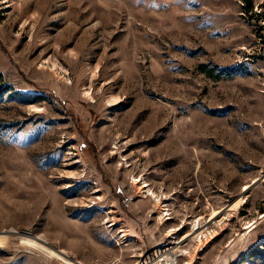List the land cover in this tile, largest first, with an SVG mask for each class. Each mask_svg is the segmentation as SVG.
<instances>
[{"label":"rangeland","instance_id":"374dc122","mask_svg":"<svg viewBox=\"0 0 264 264\" xmlns=\"http://www.w3.org/2000/svg\"><path fill=\"white\" fill-rule=\"evenodd\" d=\"M252 4L0 0V264H264Z\"/></svg>","mask_w":264,"mask_h":264},{"label":"bare ground","instance_id":"6f19581e","mask_svg":"<svg viewBox=\"0 0 264 264\" xmlns=\"http://www.w3.org/2000/svg\"><path fill=\"white\" fill-rule=\"evenodd\" d=\"M247 188V186L245 187V189ZM241 200H242V198H241ZM239 203V202H238ZM237 204V203H236ZM235 204V205H236ZM234 206V205H233ZM232 206V207H233ZM232 209V208H231ZM219 213V212H218ZM218 213H215L213 216H212V218L211 219H214L215 217H217L218 215H220V214H218ZM221 217V216H220ZM202 235V232H193V233H191V234H189L188 235V237L187 238H191V237H193V238H199V236H201ZM187 238H183L181 241L179 240L178 242H176L175 244L176 245H178L179 243H183V241L185 242V241H187V240H190V239H187ZM167 245H165L164 244V242L162 243V245H160L159 246V251H161V249H166L167 247H166ZM169 247V246H168ZM180 246H177L173 251L172 250H170V251H168V252H166V251H164L162 254H160V255H158V257H157V259H161V261H163L164 262V264H177V258L181 255V254H178L177 252H176V249H180L179 248ZM60 252V251H59Z\"/></svg>","mask_w":264,"mask_h":264},{"label":"water","instance_id":"95a60500","mask_svg":"<svg viewBox=\"0 0 264 264\" xmlns=\"http://www.w3.org/2000/svg\"><path fill=\"white\" fill-rule=\"evenodd\" d=\"M264 180V173H262V175L259 178H256L255 180H253L251 182V184L249 185V187L254 186L257 182H261ZM226 207H224L225 209ZM158 245L157 246H153L149 249L146 248V255L143 259V264H162L161 259H157L158 255H159V251H158ZM220 264H226L225 260H222Z\"/></svg>","mask_w":264,"mask_h":264},{"label":"trees","instance_id":"16d2710c","mask_svg":"<svg viewBox=\"0 0 264 264\" xmlns=\"http://www.w3.org/2000/svg\"><path fill=\"white\" fill-rule=\"evenodd\" d=\"M243 1H245V3H247V5H249V3L251 4V6H250V11L252 10V2H253V0H243ZM256 14V13H255ZM200 70L202 71V72H204L205 74H207L208 76H214L213 75V71L211 70V69H209L206 65H201L200 66ZM2 95V92L0 93V96ZM263 254V253H262Z\"/></svg>","mask_w":264,"mask_h":264}]
</instances>
